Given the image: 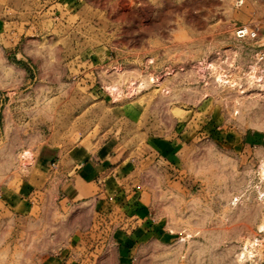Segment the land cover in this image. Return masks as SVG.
<instances>
[{"label": "rangeland", "instance_id": "374dc122", "mask_svg": "<svg viewBox=\"0 0 264 264\" xmlns=\"http://www.w3.org/2000/svg\"><path fill=\"white\" fill-rule=\"evenodd\" d=\"M239 2L0 0V195L37 192L27 224L0 204V264L59 250L58 195L41 194L38 165L105 143L150 220L124 210L126 264H264V96L204 68L222 54L247 67L264 46V0ZM239 27L258 40L237 41ZM116 225L76 250L91 253L80 264L120 263Z\"/></svg>", "mask_w": 264, "mask_h": 264}, {"label": "crops", "instance_id": "0c3cea01", "mask_svg": "<svg viewBox=\"0 0 264 264\" xmlns=\"http://www.w3.org/2000/svg\"><path fill=\"white\" fill-rule=\"evenodd\" d=\"M180 136L186 139L187 133ZM184 139H178L180 144ZM175 144L171 149H166V146L165 153L169 154ZM48 165L47 170H44L47 166L44 163L38 165L42 177H46L41 182L46 188L41 194L48 198L50 192H57L59 220L58 233L54 237L60 243L59 250L47 256L46 264L86 262L84 259L91 253L81 254L76 253V250L84 246L85 241L91 242L96 237L109 241V237H102L106 236L104 231L109 226H117V223H120L121 228L113 232L112 236L119 243V264H126L127 242L130 238L128 232H123L124 210L127 211L125 220L128 215L136 214L141 222H150L143 199H139L138 194L131 193L125 185V181L131 177L128 161H121L120 155L113 151L111 143H105L94 153H87L85 149L75 151L72 157L59 161L55 171ZM31 190V186L25 189L19 187L7 189L0 195V204L8 208L10 213H14L15 222L27 224L32 221L31 216L35 210L32 199L37 192ZM98 229H101L99 233Z\"/></svg>", "mask_w": 264, "mask_h": 264}, {"label": "built area", "instance_id": "2783aa9c", "mask_svg": "<svg viewBox=\"0 0 264 264\" xmlns=\"http://www.w3.org/2000/svg\"><path fill=\"white\" fill-rule=\"evenodd\" d=\"M242 5L246 0H239ZM261 30L258 27H239L235 31V38L237 41H257L260 36ZM204 68L207 73L215 76L217 83L228 86L238 87L241 93L246 92V87L255 88L264 96V46L261 45L256 48L251 61L247 67H240L236 64L235 60L232 61L231 57L227 54L218 55L216 62H204ZM237 76V77H236ZM143 85L138 84L132 90L128 87L130 97L138 95L142 90ZM110 96L119 97L121 93L118 88L110 90L107 88ZM264 198V194L262 195Z\"/></svg>", "mask_w": 264, "mask_h": 264}, {"label": "bare ground", "instance_id": "6f19581e", "mask_svg": "<svg viewBox=\"0 0 264 264\" xmlns=\"http://www.w3.org/2000/svg\"><path fill=\"white\" fill-rule=\"evenodd\" d=\"M264 175V174H263Z\"/></svg>", "mask_w": 264, "mask_h": 264}]
</instances>
